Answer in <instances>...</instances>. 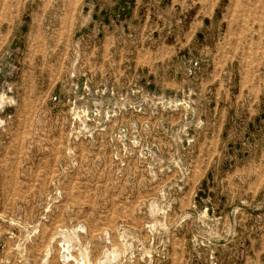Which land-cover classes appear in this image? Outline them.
<instances>
[{
    "label": "rangeland",
    "instance_id": "1",
    "mask_svg": "<svg viewBox=\"0 0 264 264\" xmlns=\"http://www.w3.org/2000/svg\"><path fill=\"white\" fill-rule=\"evenodd\" d=\"M0 264H264V0H0Z\"/></svg>",
    "mask_w": 264,
    "mask_h": 264
}]
</instances>
